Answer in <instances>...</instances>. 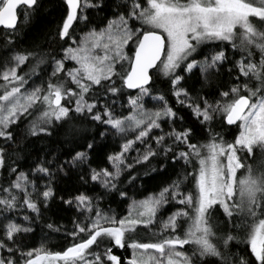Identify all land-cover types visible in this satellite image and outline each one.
Returning <instances> with one entry per match:
<instances>
[{"label":"snow or ice","instance_id":"snow-or-ice-1","mask_svg":"<svg viewBox=\"0 0 264 264\" xmlns=\"http://www.w3.org/2000/svg\"><path fill=\"white\" fill-rule=\"evenodd\" d=\"M63 2L66 14L58 36L68 46L62 47L60 58H51L52 70L46 83L25 87L36 68L45 63L32 52L15 53L13 63L6 62L0 72V79L5 82L0 85L4 89L0 94V138L13 141V125L36 110L39 113L28 130L31 136L53 135V126L62 127L74 114L108 125L123 139L119 151L106 157L112 170L89 166L87 178L81 175L80 180L95 182L106 191H118L121 197H127V192L118 188L122 173L158 156L166 158L161 168L167 165L171 153L173 164L182 160L193 171L185 168L158 193L133 200L128 215L119 219L99 207V198L84 192L67 200L61 197L63 203L75 205L83 217L74 219L72 229L65 230L70 245L63 251L52 252L44 244L24 250L17 243V236L33 229L5 217L0 264H122L113 247L124 248L126 233L134 232L138 225L147 228L155 224L159 210L169 203L183 207L160 221L161 232L167 235L156 242L133 240L128 244L133 254L127 264H203L206 257H216L221 264H227L229 257L212 240L217 236L212 221L219 214L232 229L218 237L223 248L227 250L230 242L241 241L250 249L248 255L229 253L231 264H264V172L254 174L247 162L255 149L264 151V30L250 19L264 24V0H130L104 28H89L80 36L76 35L79 24H90L89 10L101 8L103 0ZM22 5L26 6L23 18L27 22L39 7V0H0V26L11 30V34L18 31V8ZM238 28L242 30L239 44ZM5 35L6 43H11L10 34ZM215 42H230L242 54L228 73L231 76L236 69L235 79L247 80L233 83L226 91L217 90L219 99L193 98L184 87L185 74L197 69L207 79L211 71L219 72L228 61L226 51ZM209 45L218 50L198 51ZM251 46L261 52L258 63L253 62ZM197 56L203 59L198 60ZM30 58H36V64L23 75L18 74ZM69 61L74 65L69 67ZM154 69L170 79L176 103L190 109L207 127L206 143L192 142L190 127H177L178 122L182 125L183 117L163 95L152 97L161 107L145 108L143 98L152 94ZM253 79L258 83L250 87L248 81ZM124 89L138 90L137 95H129L126 116L115 113L116 100L112 99L122 96ZM217 116L227 125H237L239 133L232 142L214 130ZM165 123L169 131L164 130ZM156 130L160 134H155ZM129 133L133 134L131 139L127 138ZM105 134L99 135L103 138ZM95 148L93 138L70 160L61 163L55 157L47 161L41 158L30 169L31 175L12 168L16 179L8 187L0 186L5 193L0 197V211L27 208L41 216V206L46 207L54 196L53 178L60 172L67 174L65 165L87 163ZM131 152L136 155L130 156ZM54 161L56 167L52 168L49 165ZM4 164V149L0 148V167ZM241 169H246L247 174L238 178ZM157 170L150 168L151 172ZM136 179L129 172V183ZM41 181L47 182L41 185ZM186 182L192 185L191 189ZM23 220L31 223L32 218L25 215ZM47 227L61 231L53 224ZM105 240L114 243L100 250Z\"/></svg>","mask_w":264,"mask_h":264},{"label":"trees","instance_id":"trees-1","mask_svg":"<svg viewBox=\"0 0 264 264\" xmlns=\"http://www.w3.org/2000/svg\"><path fill=\"white\" fill-rule=\"evenodd\" d=\"M126 3H130V0H103L102 7L99 9H90L88 15L91 23L88 24L94 27H102L113 19V14L123 10ZM258 6V5H257ZM23 8L18 10V31L15 34H11L9 30L0 29V58L8 55V53H25L32 52L37 54L38 57H42L45 63L40 64L36 68V74L31 77H42L45 81L48 80L47 74L50 66L52 65V57L60 58L62 54V47H67L58 36L59 28L62 24V20L66 14V6L63 0H39V7L35 13L31 16L29 21H25L23 18ZM252 19V22L257 28L264 30V24H261L257 19ZM239 28L237 29L238 36L236 43L239 44ZM6 33L10 34L11 43H6ZM70 44V41L68 42ZM226 51L228 61L224 64L223 69L219 72L211 71L207 79H205L197 69L193 70L189 78L186 79V86L193 98L205 97L212 101L219 99L217 90H228L233 83H242L244 77H241L239 81L235 79L237 70L234 69L232 75L228 73L229 68H233L236 60H240L242 54L233 49L230 42H215ZM131 47V45H130ZM204 51L205 53L218 50L215 45H209L207 48L201 46L198 51ZM127 51V49H126ZM253 54V62L258 63L261 58V52L259 49L251 46ZM131 55V52H129ZM243 55H246L244 53ZM232 56V57H231ZM198 60H202L203 56H197ZM68 66L70 67V63ZM125 68H127V62H123ZM36 64V58H30V60L21 69H18V74L23 75L28 72L30 68ZM119 67V65L117 66ZM152 81L150 84L151 95L143 98V103L147 99H153L154 96L163 95L168 103L178 111L179 115L183 117L181 122L177 123V127H190L192 129V136L194 143H206L208 140V129L206 126L201 125L197 118L192 114L191 110L182 107L176 103V99L172 94V85L170 79L164 76L157 70L152 73ZM249 86L252 87L258 83L255 79L248 81ZM120 81L117 79V85ZM4 90V89H3ZM3 90L0 91L3 92ZM137 92L131 93L124 89V94L112 99L116 100L113 105L114 111L117 115L129 114V95L135 96ZM157 102L155 99H153ZM158 103V102H157ZM161 107L162 105L158 103ZM36 112V113H35ZM39 110L33 112V115L26 116L19 121L17 125H13V131L15 139L13 141H5L0 138V148L4 149L5 164L0 167V186L4 187L9 185L11 181L16 179V174L11 172L12 168H16L17 173L20 171L29 172L30 169L35 166V163L39 159L53 160L64 162L71 159V155L75 154V151H82L86 147V143L95 138L96 148L90 152V159L87 163L77 164L75 167H69L65 165L64 172L58 173L51 181L54 196L48 201L46 207L41 206L42 215L37 217L35 213L31 212L27 208L21 210H12L6 212L15 222L24 225L25 227H31L33 231L28 233H21L17 236V243L24 249L39 248L41 244L52 251H63L70 245V239L65 238V230H71L73 227L74 219H82L81 213L77 210L75 205L69 206L63 203L61 197L64 200L70 197L84 192L89 196L99 198L97 203L101 209L108 215H115L118 219L126 217L129 213V205L133 200L140 201L147 196L154 193H158L161 188L170 184L177 178L178 173H182L185 168L188 172H192L191 166H185L184 161H179L173 164L170 160L171 153L169 154L167 165L161 168L160 165L165 161L164 156H158L151 159L149 162H144L143 165H136L132 170H126L120 177L121 183L118 188L127 192V197H121L118 191H106L100 187L99 184L89 181L84 183L80 180V176L84 175L87 178L89 166L92 168L107 167L111 169V165L108 163L106 157L108 154L119 151L118 143L120 135L116 134L113 129L108 125L99 124L92 121L88 117H82L79 115H73V118L67 121L62 127L53 126V135L45 136H31L29 134L30 122L38 115ZM165 131H169V125L164 124ZM213 128L216 132L221 133L225 141L232 142L238 135L239 129L236 126L229 127L222 122L219 116L213 123ZM100 132H106L102 138ZM155 134H160L159 130H156ZM130 139V138H129ZM155 146L154 141L152 142ZM170 143V141H169ZM119 144V145H118ZM139 146V145H138ZM181 147H183L181 145ZM130 156H135V152L129 153ZM131 162V161H130ZM248 164L251 165L254 174L264 172V151L259 149L254 150L252 157L248 158ZM52 168L56 167L55 161L49 165ZM155 167L158 170L151 172L150 168ZM129 172L137 179L134 183H129ZM148 172V175H145ZM247 170L241 169L238 171V178L242 175H246ZM191 179V178H190ZM47 181H41L46 183ZM188 189L192 188V185L188 182ZM7 187V186H6ZM183 207L182 205L169 203L164 205L158 212L156 217V223L150 227L138 225L134 232L126 233L125 247H113V253L121 258L122 264H127L128 260L132 257L133 250L128 247L133 240L139 242H156L159 239L166 236L167 233L161 232V220H166L177 208ZM28 215L32 218L31 223L24 221L23 217ZM214 224V231L217 236L212 240L216 243L221 251L225 252V255L229 257L227 264H231V257L229 253L239 255H248L250 249L241 241L230 242L229 248L225 250L222 246V242L218 237L223 234L232 231L231 226L226 222L225 217L222 214L212 221ZM48 224L59 226L60 232L53 231L47 227ZM185 227L187 225H184ZM3 228L0 226V237H2ZM235 234V233H234ZM243 235V234H241ZM114 242L105 240L100 246V250L105 247H112ZM95 247V246H93ZM179 248V246H177ZM184 248L188 249L189 245H185ZM3 252H0L2 255ZM203 264H221L219 258L206 257Z\"/></svg>","mask_w":264,"mask_h":264},{"label":"rangeland","instance_id":"rangeland-1","mask_svg":"<svg viewBox=\"0 0 264 264\" xmlns=\"http://www.w3.org/2000/svg\"><path fill=\"white\" fill-rule=\"evenodd\" d=\"M107 25V24H106ZM106 25H104V26H102V27H94V28H96V29H100V28H104ZM92 26H90V25H85L83 22H81L80 24H79V27L77 28V32H76V35L77 36H80V35H83V33L84 32H86V31H88L89 30V28H93ZM70 43H71V41H70ZM15 53H8V55H5V56H3V57H1L0 58V72H2L3 71V69H4V67H5V64H6V62H7V64L8 65H11L12 63H13V61H12V56L14 55ZM62 54H63V52H62ZM231 54V53H230ZM229 54V55H230ZM228 55V56H229ZM232 57V56H231ZM229 60V59H228ZM237 61V60H236ZM69 63L71 64L70 65V67L71 66H73L74 65V63L75 62H72V61H69ZM51 70H52V68H51V66H50V68H49V70H48V74H47V77H49V75L51 74ZM185 76H186V79L187 78H189V76H190V74H185ZM44 81L45 83H46V81L42 78V77H34V78H32V79H30L29 80V83H28V85H26L25 87L27 88V87H29V86H31L33 83H35V84H41V82L42 81ZM244 81L245 80H247V78H244L243 79ZM5 82L2 80V79H0V85H3ZM184 87H186L187 88V86H186V84L184 83ZM1 90H3V87H0V91ZM3 92H1L0 94H2ZM144 106H145V108L146 109H152V110H155L156 108H159L160 106H159V104L157 103V102H155L153 99H147V101L144 103ZM165 124H167V123H165ZM133 137V134L132 133H129L128 134V136H127V138H132ZM119 142H123V139H122V137L120 136V138H119V140H118V143ZM119 145V144H118ZM120 146V145H119ZM44 183H42L41 185H43ZM8 187L9 185H5L4 187ZM5 195V193H3L2 191H0V197H2V196H4ZM17 210H21V209H17ZM5 217H7V218H10V219H12L11 217H9L8 215H7V213L6 212H2V211H0V226L3 228V225L7 222L6 221V219H5ZM144 226V225H143ZM132 254H133V252H132Z\"/></svg>","mask_w":264,"mask_h":264},{"label":"water","instance_id":"water-1","mask_svg":"<svg viewBox=\"0 0 264 264\" xmlns=\"http://www.w3.org/2000/svg\"><path fill=\"white\" fill-rule=\"evenodd\" d=\"M21 7H26V6H20V8ZM20 8H18V10L20 9ZM0 29H3V30H8V29H5V28H3V26H0ZM9 31H11V30H9ZM163 58V57H162ZM155 70V69H154ZM154 70H152V72L154 71ZM151 72V73H152ZM126 91H128V92H131V93H134V92H137L138 90H129V89H126ZM225 124H226V122H225ZM227 125V124H226ZM227 126H229V127H233V126H236V125H227Z\"/></svg>","mask_w":264,"mask_h":264},{"label":"bare ground","instance_id":"bare-ground-1","mask_svg":"<svg viewBox=\"0 0 264 264\" xmlns=\"http://www.w3.org/2000/svg\"><path fill=\"white\" fill-rule=\"evenodd\" d=\"M42 81V80H41ZM36 113V112H35Z\"/></svg>","mask_w":264,"mask_h":264}]
</instances>
